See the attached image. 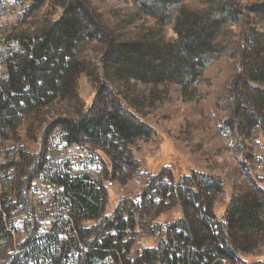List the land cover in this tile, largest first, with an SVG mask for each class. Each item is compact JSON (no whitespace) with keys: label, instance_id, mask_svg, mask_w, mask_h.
<instances>
[{"label":"trees","instance_id":"obj_1","mask_svg":"<svg viewBox=\"0 0 264 264\" xmlns=\"http://www.w3.org/2000/svg\"><path fill=\"white\" fill-rule=\"evenodd\" d=\"M132 1L138 14L150 18L151 27L159 25V32L140 26L130 36L124 31L133 26L132 18L114 25L90 0H31L28 12L13 26L15 49L4 61L0 137L40 132L43 138L60 129L68 145L89 141L123 151L150 132L114 90L133 88L136 83L150 88L167 82L191 83L210 67L221 65L222 58L232 59L235 54L240 71L229 64L225 82L241 81L239 91L233 92L236 119H221L228 125L223 129L232 121L238 123L239 132L228 128L231 140L242 132L249 136L255 128L264 129V32L246 27L249 12L264 18V2ZM169 27L175 37L172 44L163 45L159 36L165 37L162 30ZM93 53L104 57L95 64ZM84 75L109 87L112 98L106 106L97 103L74 117L69 112ZM252 82L258 87L251 88ZM46 155L44 148L31 153L24 147L17 151V160L0 163V172L12 170L17 175L10 189L4 190L0 183V264H245L243 254L253 247L249 232L264 228V198H251L247 191L233 196L222 218L214 215L215 219L208 183L201 190H190L184 199L179 196L183 218L164 228L152 219V229L159 228V233L138 236L143 233V219L136 213L141 199L127 198L111 215L104 214L103 182L67 171L50 179L66 200L64 226L39 235L40 223L28 192L43 170ZM187 204L190 210L184 207ZM19 210L27 217L25 238L13 244Z\"/></svg>","mask_w":264,"mask_h":264},{"label":"rangeland","instance_id":"obj_2","mask_svg":"<svg viewBox=\"0 0 264 264\" xmlns=\"http://www.w3.org/2000/svg\"><path fill=\"white\" fill-rule=\"evenodd\" d=\"M90 1L103 18L114 25L132 18L133 26L124 31L130 36H135L140 26H150V30L159 32V25L151 27L150 18L137 13L132 0ZM263 2L242 0L244 4ZM30 4L31 0H0V79L6 74L5 58L15 49L11 43L13 26L23 19ZM248 20L246 27L264 32L262 16L249 12ZM162 32L165 37L158 35L161 44H172L175 37L172 28H163ZM92 56L95 64L104 57L101 53ZM234 56L227 60L222 58L221 65L215 64L191 83L167 82L156 88L136 83L133 88L114 90L113 94L117 92L119 99L131 107L150 132L149 136L135 140L123 151L89 141L84 145H68L60 129L49 131L43 138L40 132L36 135L17 132L16 136L9 135L7 139L0 137V163L17 160L16 153L20 148L25 147L31 153L41 148L46 150L43 170L28 192L40 223L39 235L47 234L53 227L64 226L66 200L62 189L53 185L50 179L67 171L88 174L95 181L103 182L107 190L104 214L111 215L127 198L141 199L140 211L136 213L143 219V233L138 236L150 237L159 233V228L152 229V219L158 220L164 228L183 218V203L179 196L184 199L190 190H201L208 183L212 189L207 197L214 218H222L232 197L241 191H247L251 198H264V129L255 128L249 136L242 132L236 140L235 137L231 140L227 134L231 129L239 132L238 123L232 121L228 130L223 129L227 123L221 122V119L229 122L235 117L233 92L239 91L241 81L225 82L230 76L227 74L229 64H235L240 71L239 59L236 54ZM249 86L258 87L253 82ZM77 87V96L69 112L74 117L97 103L106 106L111 101L109 87L90 76H82ZM16 178V172L12 170L0 172L4 190L10 189ZM189 200L186 197V202ZM121 207L126 208L123 203ZM26 218L23 211H17L13 244L24 240ZM249 238L253 247L243 254L245 264H264V228L260 232H249Z\"/></svg>","mask_w":264,"mask_h":264}]
</instances>
